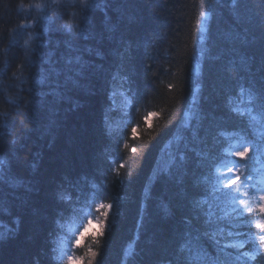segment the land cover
Listing matches in <instances>:
<instances>
[{
  "label": "trees",
  "instance_id": "1",
  "mask_svg": "<svg viewBox=\"0 0 264 264\" xmlns=\"http://www.w3.org/2000/svg\"><path fill=\"white\" fill-rule=\"evenodd\" d=\"M38 1L0 0V154L5 167L31 181L33 189L0 186L8 209L0 214V231L22 218L18 235L0 244V264H63L51 259L57 257V251H51L57 239L68 234L66 225L81 228L90 217L94 222L101 204L114 208L105 235L100 237V230L85 232L80 255L92 249L98 253V264L173 260L178 250L174 230L188 213L185 192L195 194L192 173L207 171L197 167L196 156V151L206 150L205 144L192 133L206 140L208 148H214V137L227 148L220 132L252 131L247 113L240 116L230 109L237 103L248 107L239 101L240 85L260 76L264 0H240L244 6L239 16L230 0H204L210 17L203 28L198 24L201 0H98L100 7L84 9L79 0H47V22L42 25L32 18V9L21 7ZM66 24L73 26L71 32ZM110 25L115 31H108ZM78 31L84 35L78 36ZM237 34L248 43L241 44ZM233 47L254 57L251 74L239 68L238 57L230 52ZM97 50L101 56L95 55ZM77 52L102 68L87 75L85 87L72 93L80 102L77 110H69L70 103L49 105L47 88L35 86L37 71L48 67L44 61L50 55L63 68L64 59ZM233 58L237 66L225 72ZM196 59L198 75L193 72ZM49 107L59 111L53 115ZM189 111L188 124L182 127ZM168 146L170 160L158 171ZM179 153L186 156L183 167L178 168L177 160L169 169ZM184 169L187 177L181 176ZM61 184L72 193L76 213L66 210L60 220L64 228L57 232L53 221L65 206L54 202L53 193ZM165 205L170 209L167 216ZM249 218L258 238L264 233L254 225L264 217L253 212ZM206 250L215 252L212 245ZM253 250L248 244L241 251ZM257 261L264 264L259 256Z\"/></svg>",
  "mask_w": 264,
  "mask_h": 264
},
{
  "label": "snow or ice",
  "instance_id": "2",
  "mask_svg": "<svg viewBox=\"0 0 264 264\" xmlns=\"http://www.w3.org/2000/svg\"><path fill=\"white\" fill-rule=\"evenodd\" d=\"M79 3L82 9L100 7L98 0H79ZM230 3L234 13L239 16V10L244 5L240 0H230ZM200 9L201 20L198 21V24H206L209 13L205 10L204 0H201ZM24 26L21 25V27ZM72 29L73 26L70 24L68 30L71 32ZM47 30L46 27L45 31ZM108 31H115V26H108ZM261 31L264 34V25H262ZM77 35H84V33L78 31ZM235 39L239 40L241 44L248 43L246 37H241L238 34ZM262 39H264V35H262ZM24 43L28 44V41L26 40ZM73 51L76 50L73 49ZM88 52L91 53L92 49H88ZM230 52L234 57H238L239 68L243 72L251 74V61L254 57L241 54L235 47L230 49ZM95 55L101 56V52L97 50ZM121 58L123 57L121 56ZM44 63L48 67L37 71L35 86L47 88L44 95L52 98L48 102L49 105L58 106L61 103H70L69 110L71 111L80 107L79 100L72 93L85 87L82 81L87 75L102 68V65L99 64L93 66L78 52L64 59L63 68L56 66L57 61L52 60L51 55ZM236 66L237 59L233 58L228 61L224 71L230 73ZM258 71L260 72L258 80L253 78L248 81L247 85H240V95L248 107L241 108L237 103L230 109L240 116L247 113L249 127L252 131L246 132L242 129L233 133L220 132L219 135L225 137L228 142L227 148H224L223 144L215 137L213 138L214 148H208L206 140L199 137L197 132L192 133L193 139L205 144L206 150L196 151V156L198 157L197 167L207 169V171H201L199 175L192 173L194 177L192 188L195 190V194L189 196L185 192L188 213L182 217L180 226L174 230V239L178 244V250L175 258L164 262V264H249L251 261H257L258 256L261 261H264V234L259 235L258 238L252 234L253 225L249 218L253 212H258L261 217H264V119H262L264 117V56L261 57ZM193 72L194 75L199 74V63ZM198 91L199 85L193 90V102L196 101ZM232 103L233 101L230 99L229 104ZM49 111L55 115L59 109L58 107H49ZM187 117L188 114L185 113V126L188 124ZM108 119L106 113V124ZM132 131L135 132L136 129L133 128ZM234 139L236 142L231 143ZM215 145H219V147H215ZM231 157L237 159H231ZM177 160L179 161L178 168H182L186 156L183 153L174 156L170 161L169 169L177 166ZM221 168L227 169V174L221 173ZM188 175L187 169L181 173L182 177ZM31 183V181L16 177L10 167H5V159L0 154V186L12 189L22 187L25 191L31 192L33 190ZM68 184L70 188L78 190L71 181H68ZM241 188H244L245 191L241 192ZM3 197L4 194L0 193V214L8 211L4 207ZM53 200L55 203L65 206L53 221L56 231L60 232L64 228V225L60 223V220L64 219V212L71 209L75 214L76 208L72 193L63 184L53 193ZM250 201L254 202V205ZM100 207L112 209L113 205L101 204ZM162 211L165 216L170 214V209L166 205ZM102 216L104 219L96 221L100 229V237L105 235V221L109 219V212L104 211ZM21 222L22 218L16 217L13 221L14 227L0 231V244L14 239L18 235ZM92 223L93 221L89 219L88 223L83 225V230H78L76 234L68 237V249L62 248L60 257L52 256L53 262L56 259H61L64 264H81L82 258L73 255L72 249L81 245V240ZM254 227L264 233V220L256 223ZM218 236L226 237L234 242L222 243ZM95 242L98 244L100 241L97 239ZM248 244H252L254 250L241 251ZM209 245L214 246V253H209L206 250ZM229 248L236 250L235 255L227 251ZM51 251L55 253L56 249L52 248ZM85 255L88 257L87 264H98L96 251L89 249ZM257 264H260V261H257Z\"/></svg>",
  "mask_w": 264,
  "mask_h": 264
},
{
  "label": "rangeland",
  "instance_id": "3",
  "mask_svg": "<svg viewBox=\"0 0 264 264\" xmlns=\"http://www.w3.org/2000/svg\"><path fill=\"white\" fill-rule=\"evenodd\" d=\"M39 3H42V5H44L43 7H42V9H40V10H37L35 7H34V4H33V6H30V7H28L27 9H26V11H28V10H31L32 9V18L37 22V23H41V25L43 24V22L46 24V22H47V16H46V13H45V7L46 6H48V4H47V0H39L38 1ZM37 2V3H38ZM210 16V15H209ZM205 30V29H204ZM204 30H201L200 31V39L201 40H203V38H204V34H205V31ZM201 43V42H200ZM196 63H195V65H197L198 64V60L196 59ZM118 97H119V99H120V92H119V94H118ZM121 99H122V97H121ZM126 100L127 99H125V101L123 102L122 100H121V103L123 104V106L126 104ZM243 99H242V97H241V95H240V99H239V101H242ZM240 103V102H239ZM118 107V106H117ZM189 114H190V111L188 112V120H189ZM114 126V128H116L117 126L116 125H113ZM183 126H185V118H184V120L182 121V127ZM179 133V132H178ZM178 137V135L176 136V138ZM170 155H171V151H170V147L168 146L164 151H163V153L161 154V156H160V159H159V162H158V167H157V170L159 171V170H161V169H163V168H165L166 166H167V163L169 162V160H170ZM237 159V158H236ZM221 173H224V174H227V169H224V168H221ZM241 192H243L242 191V189H241ZM114 210V208H112V209H105V208H101L100 207V210H99V214H98V216H97V219L91 224V225H89L88 226V229H87V231L86 232H88V233H90V232H92L93 230L94 231H99L100 229H99V227H98V225H97V223H96V221L97 220H100V219H104V217L102 216V213L104 212V211H108L109 212V219H110V217H111V215H112V211ZM92 215H94V214H92ZM89 219H93V218H89ZM109 219L107 220V221H105V223H106V226H107V224H108V221H109ZM66 227H67V235H62V236H60L58 239H57V245H56V251H57V257H60L61 256V249L63 248V249H68V247H69V241H68V237H70V236H72V235H74V234H76L77 233V231L78 230H83V227H74L73 225H69V227H68V225H66ZM85 235V234H84ZM83 240V239H82ZM79 247H76L75 249H72V254L73 255H75V256H77V257H80V258H82V261H81V264H87V257H86V255H80L79 254ZM86 259V260H85ZM59 261L61 262V263H63L64 264V261L63 260H61V259H59Z\"/></svg>",
  "mask_w": 264,
  "mask_h": 264
},
{
  "label": "clouds",
  "instance_id": "4",
  "mask_svg": "<svg viewBox=\"0 0 264 264\" xmlns=\"http://www.w3.org/2000/svg\"><path fill=\"white\" fill-rule=\"evenodd\" d=\"M57 2H58V0H53V4H55V3H57ZM43 6H44V5H42V3H35V4H34V7H35L37 10L42 9ZM21 7L26 9V8L29 7V5H28V4H23V3H21ZM69 25H70V24H66L65 27H66L67 29H69Z\"/></svg>",
  "mask_w": 264,
  "mask_h": 264
}]
</instances>
